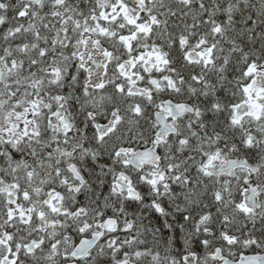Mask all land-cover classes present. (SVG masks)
<instances>
[{
    "label": "snow or ice",
    "instance_id": "6c2138e0",
    "mask_svg": "<svg viewBox=\"0 0 264 264\" xmlns=\"http://www.w3.org/2000/svg\"><path fill=\"white\" fill-rule=\"evenodd\" d=\"M0 264H264V0H0Z\"/></svg>",
    "mask_w": 264,
    "mask_h": 264
}]
</instances>
